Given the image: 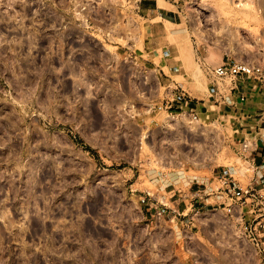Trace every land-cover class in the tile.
Returning <instances> with one entry per match:
<instances>
[{"label":"rangeland","instance_id":"rangeland-1","mask_svg":"<svg viewBox=\"0 0 264 264\" xmlns=\"http://www.w3.org/2000/svg\"><path fill=\"white\" fill-rule=\"evenodd\" d=\"M160 1L181 16L162 33L157 0H0V264H259L236 216L189 195L247 185L249 137L214 104L179 118L172 91L204 97L222 57L264 64V0Z\"/></svg>","mask_w":264,"mask_h":264},{"label":"built area","instance_id":"built-area-1","mask_svg":"<svg viewBox=\"0 0 264 264\" xmlns=\"http://www.w3.org/2000/svg\"><path fill=\"white\" fill-rule=\"evenodd\" d=\"M211 72L213 75L212 99L216 107L238 110L257 94H264L263 63L227 59L213 68ZM178 114L179 118L181 114H188L189 118L198 121L199 114L196 111L187 109ZM259 120L263 133L254 134L249 136L248 140L240 142V156L249 157L252 165L253 176L250 182L243 186L230 173L219 172L205 179H190L189 195L192 207L193 204L213 208L224 207L223 210H227L231 218L236 216V224L243 238L257 249L259 264H264V156L263 162L256 164V159L252 155L261 148L264 150V139H255L264 138V111ZM166 200L164 196L154 202L159 207L157 217L163 220L168 218L170 222L178 223L179 217L183 214L176 210L168 213Z\"/></svg>","mask_w":264,"mask_h":264},{"label":"crops","instance_id":"crops-1","mask_svg":"<svg viewBox=\"0 0 264 264\" xmlns=\"http://www.w3.org/2000/svg\"><path fill=\"white\" fill-rule=\"evenodd\" d=\"M156 5V18H159L163 24L158 25L157 31L160 33L164 32L166 27L165 22H169L171 25H179L178 19H180V13L166 8L159 6L158 0ZM160 28V30H159ZM172 47V52H170L168 47H164L162 49L163 61L165 63V67H160L159 72L163 76V80H160V83L167 88H170L174 83V78L180 77L179 69L181 66V61L178 60V54L174 50V46ZM225 60V57H222L221 62ZM175 85V84H174ZM212 86L213 82H210L208 86L209 93L206 94L204 97L199 98L198 96H193V100L187 98L186 96L176 93L172 91L176 97V102L180 103L181 106H186L188 110L191 111H199L201 113H208L210 112L212 104H214V100L212 99ZM180 107V106H178ZM235 114L234 118V128L236 134L239 133L241 136L247 135L252 136L254 134L263 133L262 125L260 123V115L263 114L264 111V94H257L253 99L248 101L242 108L238 110H230ZM247 132V133H246ZM240 136V137H241ZM240 142L243 141L244 138H238ZM249 139V138H248ZM255 139H264V138H255ZM254 158L256 159V164H261L263 162L264 150L261 148L256 153H252Z\"/></svg>","mask_w":264,"mask_h":264},{"label":"bare ground","instance_id":"bare-ground-1","mask_svg":"<svg viewBox=\"0 0 264 264\" xmlns=\"http://www.w3.org/2000/svg\"><path fill=\"white\" fill-rule=\"evenodd\" d=\"M160 4L163 5V4H164V1L161 0V1H160ZM181 116H182L183 118H185L184 120H189V119H190V120H192V121H197V120H193V119L189 118L188 114H181ZM198 121H199V120H198ZM184 124H185V122H184ZM191 178H192V177H191ZM202 215H203V214H202ZM202 215H201V216H202ZM203 216H204V215H203Z\"/></svg>","mask_w":264,"mask_h":264}]
</instances>
